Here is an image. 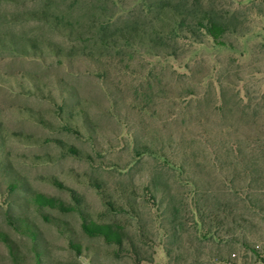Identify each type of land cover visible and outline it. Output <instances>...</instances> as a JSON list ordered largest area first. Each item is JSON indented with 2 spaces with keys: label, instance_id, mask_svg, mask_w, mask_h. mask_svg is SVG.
Returning <instances> with one entry per match:
<instances>
[{
  "label": "rangeland",
  "instance_id": "rangeland-1",
  "mask_svg": "<svg viewBox=\"0 0 264 264\" xmlns=\"http://www.w3.org/2000/svg\"><path fill=\"white\" fill-rule=\"evenodd\" d=\"M157 1L178 12L161 26L143 13ZM86 4L119 29L139 21L142 40L96 51ZM56 7L81 40L27 15ZM208 17L219 43L196 25ZM25 186L119 222L123 245L87 236L78 212L38 210ZM195 204L220 209L217 239ZM0 235V264H264V0H0Z\"/></svg>",
  "mask_w": 264,
  "mask_h": 264
},
{
  "label": "trees",
  "instance_id": "trees-1",
  "mask_svg": "<svg viewBox=\"0 0 264 264\" xmlns=\"http://www.w3.org/2000/svg\"><path fill=\"white\" fill-rule=\"evenodd\" d=\"M112 2V0H109ZM172 3L167 4L166 2H153L152 4H149L147 11H143V13L147 14V18L150 16H156V20H154L158 26L162 25L161 17L165 14L166 11H168V8L170 10V13H178L177 9L175 7L172 9ZM55 7V6H54ZM29 16V19L37 20V21H44L46 23L51 24V27H54V29H59L60 31H69L71 33L70 35L77 33L76 39L81 40L83 37L82 34L76 32V26L73 25L72 21L70 20V17L65 14V12L57 10L56 9L52 11H41V12H31L27 13ZM83 17L85 19L84 26L85 28H88L91 33V38L87 39V42H90L89 44L92 47L95 48L96 51L98 50H104L109 52L112 49H115L117 45V40L119 37H123L126 42H128L130 39H133L135 41L142 40V30H141V24L140 22L136 20L127 21L126 24L119 29L118 21L114 20V17L111 14L102 13V10L97 5L93 4H86V7H84V15ZM151 17V18H152ZM154 18V17H153ZM150 19V18H149ZM147 23V25L155 26V23L153 24ZM186 21V19H180L177 20V17L173 18V23L175 25L174 30L171 33H175L179 30V28L182 29L183 22ZM196 25L198 27L203 28L209 36H211L214 40V42H220L221 39L224 37L226 33V28L220 24L218 21H216L214 18H202L199 19L196 22ZM159 35V33H158ZM171 37V36H169ZM86 42V43H87ZM222 43V42H221ZM33 45V44H32ZM224 45V44H222ZM34 49V46H33ZM68 152L72 155H76L77 151L73 147H68ZM54 185L62 188L64 187L60 182L54 180ZM191 184H193L192 181H190ZM23 185H26L23 183ZM17 187V185L15 186ZM26 191L29 192V188L25 186ZM195 190L194 193L197 192V185L194 184ZM152 188L154 192L158 193L159 186L158 184H153ZM234 191V189H231ZM31 194V197L29 199V202L35 206L38 210H42L45 208H50L53 210H58L63 213H71V212H78L80 218H81V227L83 232L89 236V237H99L103 238L107 243L109 244H115L119 247H121L124 243L125 239V227L120 224L119 222H106V223H100L95 220L90 219L79 207L80 202L77 200V208L73 206H67L64 202L47 195H44L42 193L38 192H32L30 190L29 192ZM195 198V195H194ZM246 200L249 202V199L246 198ZM109 203V202H108ZM110 205V206H109ZM110 209L112 211H117L112 204H108ZM176 210V211H175ZM220 209H217L216 211L209 212L207 209L200 208V206L197 204L191 206V212L194 217V224L197 228V231L199 234H201V238L203 239H217V232L215 230L223 225V222L220 221V215L218 212ZM210 213V214H209ZM173 218L174 220L179 214L178 209L172 210ZM45 221H50V219L47 216H44ZM172 225H175V222H172ZM27 231V229H26ZM173 232H177L175 227L173 226ZM28 233L32 239V241L36 242V233L32 228L28 230ZM175 235V234H174ZM0 239H2L4 242L7 243V245L10 247L11 252H13L12 245L9 243V240L7 237L1 236ZM74 248L78 249L77 246L72 245ZM173 249V246L171 247ZM254 253H260V251H257L255 248ZM171 250L169 249L168 254L170 255ZM39 261V260H38ZM196 264L200 262H195Z\"/></svg>",
  "mask_w": 264,
  "mask_h": 264
},
{
  "label": "built area",
  "instance_id": "built-area-1",
  "mask_svg": "<svg viewBox=\"0 0 264 264\" xmlns=\"http://www.w3.org/2000/svg\"><path fill=\"white\" fill-rule=\"evenodd\" d=\"M255 249H256L257 251H260L261 247H260L259 245H257V246L255 247ZM232 258H233V259H237V258H238V255H237V254H233V255H232Z\"/></svg>",
  "mask_w": 264,
  "mask_h": 264
}]
</instances>
